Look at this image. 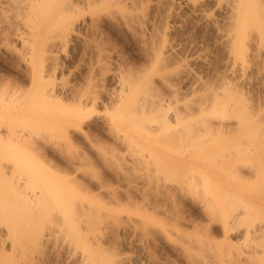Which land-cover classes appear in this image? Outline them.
I'll use <instances>...</instances> for the list:
<instances>
[{
	"label": "bare ground",
	"instance_id": "1",
	"mask_svg": "<svg viewBox=\"0 0 264 264\" xmlns=\"http://www.w3.org/2000/svg\"><path fill=\"white\" fill-rule=\"evenodd\" d=\"M122 1L0 0V43L10 50L16 68L13 79L0 76V225L7 229V238L0 239V264H23L18 253L26 257L41 244L45 222L55 223L71 241L53 247L65 252L71 264H125L111 243V249L106 247V228L101 229L105 212L117 211L122 197L112 194L109 199L114 200H105L96 193L105 187L103 180L69 176L70 167L89 169L99 159L123 171L144 170L159 193L200 197L207 228L219 225L222 230L221 254L234 249L240 260L244 256L264 264V104L250 103L227 75L215 83L203 79L194 106L185 100L183 107L173 106L181 98L166 71L167 56L158 49L153 67L131 76L126 86L111 94L109 103L91 75H86L88 86L83 88L68 84L63 75L57 77L56 50L67 48L84 8L95 14ZM225 1V27L217 28L227 53L234 56L230 68L238 61L245 67L252 55L261 60L258 73L264 76V0ZM94 17L90 29L97 27ZM155 75L174 93L168 102L154 91ZM96 116L102 117L103 127L93 121ZM93 149L99 159L90 155ZM124 150L128 153L122 154ZM161 176L180 186L167 185ZM128 192L124 191L131 203L133 193ZM250 240L261 250L246 249Z\"/></svg>",
	"mask_w": 264,
	"mask_h": 264
},
{
	"label": "rangeland",
	"instance_id": "2",
	"mask_svg": "<svg viewBox=\"0 0 264 264\" xmlns=\"http://www.w3.org/2000/svg\"><path fill=\"white\" fill-rule=\"evenodd\" d=\"M197 1L199 5L196 4V6L194 3ZM224 1L219 0L220 5L217 0H196L195 2L194 0H123L119 3L120 5L110 4L99 9L95 13L98 18L94 13L92 14L94 11L83 3V7L85 4L87 7L77 18L75 33L69 36L67 48L56 50L60 68L57 77L61 78L63 75V80L66 79L68 84L83 88L88 86L85 83V77L91 75L94 81L92 84L98 86L97 90L103 92L100 91L103 94V100L109 103L108 100L112 99L113 93L118 92L122 85L126 86L127 81L134 78L130 79L131 76L144 73L153 67V53L158 49L157 52L163 55L165 53L164 56H167L164 57L165 64L167 63L165 66H168L166 71L173 77L171 81L175 82V86L172 88L178 91L176 94L181 98L178 103H173V106H182L184 100L190 105L196 104L195 98L198 95L196 91H199L204 80L209 79V83L218 82L217 80L220 82L223 81L222 79L226 80L227 75V80L233 81L235 85L238 84L241 90L246 92V97L251 98L250 103L253 101L255 105H263L264 76L258 73V65H261L258 62L261 60L253 59L251 55L249 57L252 59L248 57L249 62L245 67H242L238 61L235 68H230L233 66L234 56L227 53L221 41L222 35L217 28L225 27L228 13L227 1ZM196 7L198 10L202 9L201 13ZM92 17L97 19L95 22L97 27L95 26L94 29L89 27ZM0 46V52L2 51L0 76L13 79L16 68L11 61L10 50L3 43H0ZM174 73L177 74L176 77ZM221 76L224 78H220ZM154 77L153 83L156 87L154 91L163 94L168 102L173 93L172 89H168L171 87L163 86L158 75ZM194 79L196 81L200 79V82ZM248 92H251L250 95ZM168 114L172 116V111ZM101 118L96 116L93 119L100 128L103 127ZM231 122L235 121L231 120ZM89 152H92L93 155L90 154L92 158L99 159L94 149ZM126 153L128 151L122 152V154ZM94 166L89 168L90 170L86 166H77V169L74 168L75 171L79 169L76 172L70 167L68 170L72 174L69 176L70 178L78 176L82 180H103L105 187L96 193L102 194L101 196L107 200L114 196L112 194L122 197L123 203L114 208L117 211L105 212L108 216L104 213V218L107 217V220L103 218L106 222L103 220L101 229L106 228L102 231L106 247H111L113 250L118 248L114 251H118V254L122 253V255L119 254L121 257L119 259H124L125 264H242V262L243 264H259L257 260L245 259L244 256L240 260L239 256L233 254L234 249L232 255L228 254L229 251L226 249L221 254L218 246L223 243L222 230L219 225L210 230L207 228V220L205 216H202L201 202L199 204L200 197L197 196L196 200L193 196L192 198L190 196L187 198L186 195L182 197L180 193H175V196L170 191L159 193L156 185L153 186L152 183V187L150 186L151 179L144 175V170L140 168H127L128 170L125 168L126 172H124L118 165L110 164L109 166L100 159ZM161 180H164L167 185L180 186L179 183L175 184L176 182L169 181L164 176H161ZM124 191L133 193L135 202L130 203ZM44 227L46 235L42 242L40 241L39 246H41H37L36 249L32 247L33 249L26 252V257L19 250L18 260L23 264L34 261L40 264H71L73 260H70L65 252H55L57 250L53 248L68 243L70 241L68 237L61 233L55 223L45 222ZM6 230V227L1 224L0 239L7 238ZM258 245V242L250 240L246 249L261 250L262 247ZM6 247L7 249L10 247L9 239L6 241ZM20 256L23 258L21 259ZM223 260L224 263H222Z\"/></svg>",
	"mask_w": 264,
	"mask_h": 264
}]
</instances>
